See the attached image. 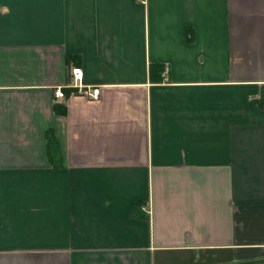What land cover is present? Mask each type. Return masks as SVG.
<instances>
[{
	"label": "crops",
	"instance_id": "crops-1",
	"mask_svg": "<svg viewBox=\"0 0 264 264\" xmlns=\"http://www.w3.org/2000/svg\"><path fill=\"white\" fill-rule=\"evenodd\" d=\"M0 264H264V0H0Z\"/></svg>",
	"mask_w": 264,
	"mask_h": 264
},
{
	"label": "built area",
	"instance_id": "built-area-1",
	"mask_svg": "<svg viewBox=\"0 0 264 264\" xmlns=\"http://www.w3.org/2000/svg\"><path fill=\"white\" fill-rule=\"evenodd\" d=\"M82 76H83V72L81 69H73L72 70V75H71V79L73 81V83L71 84L72 86L76 87V89L79 91V92H82V83H81V80H82ZM79 82V83H78ZM90 97L96 99L97 96H98V93L96 90H93L91 92L87 91L86 92ZM56 95L58 96H63V93L60 91V89H57L56 90Z\"/></svg>",
	"mask_w": 264,
	"mask_h": 264
},
{
	"label": "trees",
	"instance_id": "trees-1",
	"mask_svg": "<svg viewBox=\"0 0 264 264\" xmlns=\"http://www.w3.org/2000/svg\"><path fill=\"white\" fill-rule=\"evenodd\" d=\"M153 67H156V66H153ZM158 68V67H157Z\"/></svg>",
	"mask_w": 264,
	"mask_h": 264
}]
</instances>
